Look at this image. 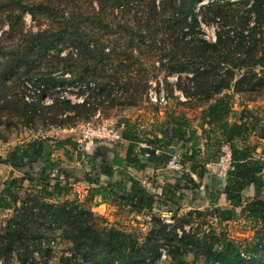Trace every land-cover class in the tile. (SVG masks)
<instances>
[{"label": "trees", "instance_id": "16d2710c", "mask_svg": "<svg viewBox=\"0 0 264 264\" xmlns=\"http://www.w3.org/2000/svg\"><path fill=\"white\" fill-rule=\"evenodd\" d=\"M27 13L32 23L27 22ZM250 20L253 25H249ZM0 23L8 24L0 33L5 71L0 80V107L6 113L64 127L67 114L61 115L73 106L78 107L77 112L68 121L77 123L89 117L91 112L87 110L96 101L85 97L71 105L65 89L62 99L54 97L48 102L52 88L63 86L65 81L53 74L55 71L73 69L74 81L99 94L106 91L105 77L138 72L137 66L157 60L169 73L188 74L191 83L183 84V92L200 103L194 117L182 110L167 109L158 127L152 125L143 136L127 122L121 138L129 140L128 163L140 167L145 160L168 161L173 151L181 150L182 161L188 166L163 200L171 211L181 207L178 189L180 194L198 191L200 182L191 173L203 176L207 163L220 158L225 143L231 149L233 163L227 177L214 187L215 198L224 197V203L204 211L210 219L195 228L182 226L179 233L177 224L160 225L163 219L153 213L152 222L157 227L143 237L116 227L92 209L88 198L61 199L63 186L59 181L50 184L48 155L53 148L75 146L72 136L57 140L53 146L46 142L51 136L32 137L5 156L0 154V163L20 172H12L0 184V209L12 210L0 227V264H34L35 258L28 253L43 236L37 225L48 222H58L75 249L100 264L155 261L164 246L169 253L183 247L186 254H202L210 262L248 264L241 254V242L226 232L224 223L239 216L249 221L252 229L264 223V160L257 157L258 143L250 140L253 134L264 139V118L257 108L237 98L242 93H258L264 87V0H0ZM204 23L213 26L211 37L203 31ZM117 37L126 41L110 39ZM157 38L162 46L143 48ZM67 48L66 58L42 57ZM145 75L134 73L142 79L132 94L136 100L146 92L149 78ZM34 77L39 80L31 84L34 88L21 82V78ZM141 142L145 145H139ZM98 153L88 159L91 168L101 167L111 174L110 167L97 164ZM40 160L45 164L38 170L40 176L35 177L32 171ZM129 179V190L121 181H110V193L147 214L155 203V187L134 176ZM251 184L255 185V196L249 198L245 190ZM203 224L209 228L200 236L198 230Z\"/></svg>", "mask_w": 264, "mask_h": 264}, {"label": "rangeland", "instance_id": "374dc122", "mask_svg": "<svg viewBox=\"0 0 264 264\" xmlns=\"http://www.w3.org/2000/svg\"><path fill=\"white\" fill-rule=\"evenodd\" d=\"M28 23H32V19L29 13L26 14ZM252 20L249 21V25H253ZM8 24L0 23V33L2 28H7ZM213 26L203 24V31L207 36L213 35ZM264 38V34H263ZM112 41L124 42V38H110ZM151 42V41H150ZM148 41V43H150ZM264 42V41H263ZM154 46H162L160 39H154L151 46H143V48H149ZM156 47V48H157ZM52 55L47 53V56L52 58H66L69 53V49H63L60 52L50 51ZM2 58L0 55V80L4 76V70L2 68ZM145 64V63H143ZM76 68L74 70H79ZM138 72L131 71V73L121 75L114 74L107 76L103 79L106 91L95 93L89 86L80 85L77 81H74L73 69L67 67L63 72L55 71L53 74L59 76L63 82V86L59 85L53 89L51 96H48L47 101L52 102L55 98L62 99L64 97V90L67 89V98L71 99V105L82 101L85 97L88 100H95L94 107L87 110L91 112L88 118L77 120V123L68 118L75 115L78 107H71L62 113V117H66L67 114V126L61 127L51 123H43L38 119L34 122H30L25 117L6 113L5 109L0 107V154L5 156L8 151L12 150L18 145H22L32 137H46L51 136L46 142L53 146L57 140H64L70 136H74L80 143L91 141H101L104 143H112V135L100 136V128L104 126L116 125L120 130H124L127 122L133 123L136 126L137 133L143 136L145 132L165 119L166 110L176 109L185 111L190 117H194L197 113V105L200 103L198 99L189 98L183 92V84H190V80L186 77L188 74L180 72H168L163 69L160 61H153L150 65L137 66ZM134 73L146 74L147 79L146 92L143 93L140 99L132 97L135 93L136 83L142 81V79L134 76ZM26 76V75H25ZM144 76V77H145ZM29 85L38 83L37 77L33 79H22L21 82ZM25 80V81H24ZM1 84V83H0ZM22 86V85H21ZM32 88L35 85H31ZM30 86V87H31ZM23 87V86H22ZM251 95L242 93L238 95V100H243L247 106L257 108L264 114V87ZM249 97L253 99H249ZM31 99V98H30ZM1 104V100H0ZM235 106L239 107V104L235 102ZM196 121V120H195ZM202 140V138H201ZM139 145H145V142H141ZM52 148V147H49ZM63 156L64 163L67 164V157L64 156V152L61 149L57 150V153ZM77 172H81V165L79 163L74 164ZM25 169V168H24ZM11 167L0 164V182L5 175L11 174ZM16 173V172H15ZM18 173V172H17ZM214 181L218 184V179ZM216 191L212 193L200 192L188 196L186 199V206L182 209L172 210L171 212H157L154 215L161 217L163 220L159 222L160 225L163 222L177 224L179 227V233H181V227L189 229L190 227H197L199 222H203L206 218L210 219L209 215L204 212L206 208L219 202L224 203V197L215 198ZM23 197L27 199L28 195L23 194ZM20 203V202H19ZM18 203V204H19ZM190 205L200 206L198 209L202 210V214L190 207ZM238 213H240V207ZM191 214L189 215L188 213ZM12 210L0 209V227L6 223V219ZM152 216L146 218H140L134 221L132 217L125 215L121 219L122 225H115L118 228L137 232L141 236L148 234L150 229L155 225L152 222ZM212 222V221H211ZM216 223V221H213ZM120 226V227H119ZM37 227L41 230L43 236L37 239L35 246H31L29 255L35 258L34 264H100L95 260H89V257H84L81 253L75 249L74 243L65 238L63 235V228L59 226L58 222L38 224ZM154 227H157L154 226ZM159 227V226H158ZM226 232L230 236L236 238L241 242V254L247 260L248 264H264V223L258 228L252 229L250 222L245 221L242 216L236 219L226 221L224 223ZM208 225H201V230H198V235H202L203 231L208 232ZM181 246V245H180ZM190 246V245H189ZM169 248L164 246L161 250V254L155 260H149L144 264H224L221 262L207 261L204 255L194 254L193 252L185 253V249L181 247L177 253H169ZM247 264V263H245Z\"/></svg>", "mask_w": 264, "mask_h": 264}, {"label": "crops", "instance_id": "0c3cea01", "mask_svg": "<svg viewBox=\"0 0 264 264\" xmlns=\"http://www.w3.org/2000/svg\"><path fill=\"white\" fill-rule=\"evenodd\" d=\"M260 114L264 118V114L260 111ZM72 138L75 140V146H66L62 148H53L52 152L48 155V159L51 162V178L50 184H55V181H59L60 185L63 186L60 192L61 199L65 198H79L85 200L88 198L89 205L92 209L107 217L108 220L114 225H122L121 219L125 215L132 217V219L137 220L140 218H146L157 212H171L165 199L167 193L171 191V184L175 183L182 171L176 168L168 166V161L166 160H145L144 166H135L127 161V150L129 147V140L122 137L117 140L112 146L109 143H104L98 140L91 141V143L82 142L80 143L74 136ZM252 142H257V152L261 155L264 160V139L258 135H251ZM201 146L203 148V153L207 152L204 144V138L201 140ZM181 147H176V149ZM229 145L224 144L223 149H228ZM61 149L64 152V156L67 157V164H63L64 159L62 155L59 156L57 150ZM96 162L97 164H102V167L107 165L112 170L111 174L106 173L101 170V167L91 168L88 159L91 155L97 153ZM79 163L81 165V172H77L74 164ZM218 161H211L207 163V170L203 176H199L196 172H192V177L200 182V188L195 194L202 192L211 193L214 187H217L219 183L224 179L218 174ZM11 167V171L14 175H19V171H13V167L6 163H0ZM45 164L44 160H40L35 163L32 175L39 177V169ZM11 172V173H12ZM16 172V173H15ZM18 172V173H17ZM11 174L5 175L3 180L10 176ZM131 176H134L141 180L143 184H148L149 186L155 187V203L153 209L148 211L147 214L144 211H137L132 209L130 205L123 203L120 197H116L114 193L109 191V182H123V184L130 189ZM219 178L218 184L214 181ZM2 180V181H3ZM1 181V182H2ZM0 182V184H1ZM28 185V181L25 182ZM1 186V185H0ZM151 186V187H152ZM175 191V190H174ZM264 194V187H263ZM181 193V189L176 191V195H181L176 199L180 203V209L186 206V199L188 196L194 193ZM245 195L249 198L255 196V185L251 184L246 190ZM161 202L158 203V199ZM178 203V204H179ZM176 207V205H172ZM191 208H199L200 206L190 205ZM239 209V207H237ZM8 210V209H7ZM120 227V226H119Z\"/></svg>", "mask_w": 264, "mask_h": 264}, {"label": "built area", "instance_id": "2783aa9c", "mask_svg": "<svg viewBox=\"0 0 264 264\" xmlns=\"http://www.w3.org/2000/svg\"><path fill=\"white\" fill-rule=\"evenodd\" d=\"M100 136L103 135H112L113 136V141L111 144L112 146L114 143L121 138V130L118 128L116 125L113 126H104L103 128H100ZM226 144V143H225ZM224 145V144H223ZM228 145V144H227ZM223 149V146H222ZM257 157H261L260 154H257ZM182 152L181 150H175L171 153L170 159L168 160V166L176 168L178 170H184L187 168L188 163H183L182 161ZM218 174L226 178L227 175L229 174L230 170L233 169V163H232V156H231V149L230 147L228 149H223L222 153L220 155V158L218 159Z\"/></svg>", "mask_w": 264, "mask_h": 264}]
</instances>
